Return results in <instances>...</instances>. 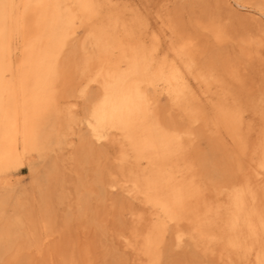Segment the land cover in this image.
Returning <instances> with one entry per match:
<instances>
[{
    "label": "bare ground",
    "instance_id": "obj_1",
    "mask_svg": "<svg viewBox=\"0 0 264 264\" xmlns=\"http://www.w3.org/2000/svg\"><path fill=\"white\" fill-rule=\"evenodd\" d=\"M182 1V5L180 3V6L174 7V13L170 15L171 21L179 26L181 33L187 30L185 21L188 18L184 21L183 17L186 8L193 9L198 6L201 12L199 11L200 15L192 14V24L189 21L193 27L191 28L193 29L192 34L188 33L187 35L190 36L180 37L179 56L175 54L173 58L167 52L159 54V46L162 44L160 37L145 27V18L142 14L134 20L126 19L116 5L111 6L107 11L103 10L102 0H0V20L6 17L10 20V24L2 25V21L0 22V166L3 169H9L23 164L22 158L26 152L33 150L42 152L49 142L54 140L55 137L49 139V136L55 132L53 129L55 130L57 127H55L57 120L64 117L61 116L62 104L59 98L62 94L67 95V93L71 97L74 88L72 87L71 90L70 87L66 88L65 81L67 82L71 72L75 71L74 68H79V65L83 63L84 68L79 72L87 85L84 86L83 91L81 90V94L84 93V100H82L84 118L90 134L79 137L80 144L74 149L71 158L78 163L83 158L85 159V156H88L89 159L94 151L100 160L93 181L85 183L83 181L87 177L82 178L83 186L87 192H81L79 197L81 205L78 204L80 205L78 209L80 217L91 219L96 227L94 228L97 232L96 236L94 235L95 239L92 238L93 246L102 249L103 257L98 259L95 255V258L97 260L104 258L103 263L105 264H115L117 259L118 261L123 260L122 252H119L120 257L111 247L112 243L107 241L106 218L102 216L107 212L104 208L107 202L104 203V201L108 197L105 198V189L107 188L101 184L105 181L101 177L105 161L102 160V156H105V151L102 148L103 145H99L104 134L101 133L100 128H103L106 123H110L120 132L124 144L132 153L128 157L126 154L121 155L120 168L123 169L125 162H129L133 157L127 171L130 175L129 180H133L135 193L144 195L146 205L159 209L158 219L154 223L152 231L146 235L142 246L143 252L148 257V264H169L170 261H172L170 263L176 264L178 260L182 261L184 257L181 258L177 254L176 256L180 259H176V256H173L174 242L179 244L184 241V238H188V241L194 238L184 233L180 226H170V223L180 222L184 219L195 225L200 237L209 238L208 242H204L206 243L204 250H212L217 243H220L221 254L226 255L230 264H235L234 257L242 264H250L248 256L252 255L256 249L254 264H264V201L263 203L261 201L260 209L258 205L249 204L246 197V190L250 191L255 187L264 192V180L260 181L259 174L253 166L245 169L237 160H234V155L228 150L225 139L219 134L223 129L232 139L235 148L245 153L250 144V133L252 131L260 133L259 141L253 149L259 155L258 165L264 167V0H213L214 7L208 0ZM78 20L84 29L82 34H78L77 31ZM30 29L36 30L33 33ZM31 32L33 36H31ZM14 33L21 39L20 54L16 58L13 54ZM230 40H233L240 48L241 56L246 59L247 64V67L242 70L239 69L240 64L237 65L236 72L230 71L235 67L228 68V75L232 81L230 78L228 80L226 77L218 75L215 72V66L212 65L219 52L224 58L233 54L230 51L235 50L236 47L231 49V46V50H228L227 42ZM80 49L86 53L82 61L77 59ZM198 54L208 58V62L197 69L195 65ZM235 56L236 54L234 58ZM241 60L243 59H237L238 63H241ZM223 63L222 61L220 65L223 66ZM227 63L229 64V62ZM229 65L227 66L229 67ZM14 67L17 68L16 71H12L15 69ZM183 67L193 75L197 81V88H192L186 82ZM7 70L12 71V81L6 80L4 73ZM160 81L164 84L161 90H159L158 84ZM211 82L217 83V89L214 92L211 87L209 88ZM161 94L166 95L168 102V105L163 107L159 103ZM208 110L211 111V114ZM89 114L92 116L89 117ZM91 118L96 120V124L92 123ZM206 125L213 127L207 135L210 143L207 149L200 150L194 146V143L197 142H195V138L205 132ZM184 134L195 151L193 157L198 163V168L191 171L190 181H179L178 179V181L172 182L173 177L166 169L167 161L171 158L172 146L175 143H177V150H184V143L181 140ZM92 157L90 159L95 156ZM53 158L40 154L39 162L34 164L31 186L37 191L36 197L33 198L36 199L35 202L38 205H36L37 207L32 204L30 206L36 209L28 211L29 205H24V199L21 198L23 201L18 199L20 202H24L21 207L27 208H25L29 218L27 227L23 226L24 223L20 219L18 222H14L15 219L13 220L10 216L12 224H10L11 222L5 223L6 228L0 225L3 229L0 231V264L4 263V253L7 252L4 248L14 245V248H17L15 251L19 253L16 264H56L55 261H51L54 249L59 252V255L61 253L62 258L58 264H75V261L80 264L82 262L79 260L80 257L77 258L79 253L76 252L77 255L73 256L72 250L65 249L64 246L65 242L67 244L68 241H73L75 232H72L71 235L68 232L70 237L73 236L71 240L67 233H61L60 242H57L56 247L42 250L43 256L34 263L29 261L28 251H23L29 246H35L40 250L39 237L43 234L41 228L48 236H51L49 232L53 234L55 231L56 220L53 219L54 213L51 209L53 207L49 205L51 202L48 191L51 183L58 182L60 173ZM141 160H146L144 163H147V167L141 166ZM72 164L74 166V163ZM76 167L78 171V166L76 165ZM237 169L244 170L246 180L243 188L236 186ZM74 170H76L75 167ZM78 173L80 174V172ZM252 175L257 178L254 186L250 184ZM196 177L200 179L202 186L213 187L217 195L223 189L228 192L229 203L226 205L225 219L219 208L216 211L217 217L224 219V226L218 234L213 232V222L204 224L206 216L199 214L192 204L193 198L198 199L201 192V188L195 181ZM70 182L72 183V181ZM65 183L67 184V182ZM19 184L21 185V183ZM104 185L106 186V184ZM66 188L65 190H67ZM91 190L97 193V200H93L97 201L98 205L94 210L90 208L87 194L91 195ZM17 191L10 190L3 193L1 191L0 208L7 200L11 203ZM29 193L25 191V194ZM256 193L254 192L251 198ZM63 194L60 195L61 198ZM68 195L72 196L73 194ZM129 197V201H127L129 207H127L133 211L134 202L130 195ZM29 198H32V195ZM117 198L120 197L117 196ZM109 199L107 200L109 201ZM111 199L113 200V197ZM120 199L114 203L115 207L111 206V209L114 208V212H112L115 215V220L112 216L111 218L115 221L117 228L119 226L117 231L121 235L122 231L119 230L121 226L123 227L121 211L125 210L123 209L125 205L123 206ZM18 207L20 209V205ZM15 208L17 209V207ZM18 211L20 213V215L17 213L18 216H21L20 210ZM36 214L40 215L39 219ZM132 214L135 215L134 212ZM12 215L17 216L16 214ZM69 215L66 222L68 227H70L71 218L73 216L77 218L75 213L72 217ZM24 216L26 217L25 214ZM26 219H23L25 223ZM66 223L64 222L63 225ZM92 223L90 222L89 225L91 226ZM167 234L170 235V238L167 237L168 240L165 239ZM109 241L111 240L109 239ZM112 242L114 243V241ZM197 242L194 241V246L198 244ZM113 246L115 245L113 244ZM77 247L79 246L75 248ZM91 248L93 251L98 250L94 247ZM181 248H177V250H181ZM10 250L8 251L10 252ZM98 256L100 257V255ZM193 256L196 258L198 255L193 254ZM100 262L102 264V261ZM179 263L181 264V262Z\"/></svg>",
    "mask_w": 264,
    "mask_h": 264
},
{
    "label": "rangeland",
    "instance_id": "obj_2",
    "mask_svg": "<svg viewBox=\"0 0 264 264\" xmlns=\"http://www.w3.org/2000/svg\"><path fill=\"white\" fill-rule=\"evenodd\" d=\"M16 1H20V0H16ZM109 1H111V3H109ZM120 1L119 0H102L103 6H104L103 10L107 11V9H109L111 6L116 5V7L119 10L122 11V13L124 14L125 18L129 19V20H134V18H138V15L142 14L143 17L145 18V23H144L145 27H147V29L150 32H154L155 34H157L160 37V40H161L162 44L159 46L160 47L159 48V54L167 52L173 58L175 57V54L178 55V53L180 51V47L178 46L180 37L184 38L185 36H190V35H187L188 33L192 34V31H193V29H191V28H193L191 26V24H192V20H191L192 19V14H195V13L199 14V11H200V8L198 6H195L194 7L195 9L194 8L193 9L186 8V10L184 11L183 17H184V21H185V19L188 18L185 21L186 26H187L185 28H187V30L184 33H181V31L179 29V26L175 25L171 21V16L170 15H172L174 13V9L177 6H180V3L182 5V2H183L182 0H126V1L120 0ZM208 1H209L210 5L212 7H214V5H215L214 1L213 0H208ZM147 5H148V7H147ZM124 7H125V9H124ZM196 7H198V8H196ZM194 11H196V12H194ZM190 13H191V16H190ZM198 14H197V16H198ZM188 16H190V17H188ZM1 21H2V25L5 24V23L6 24H10V20H8L7 17L4 18V19L2 18L0 20V22ZM189 21H191V24L189 23ZM77 23L79 24L78 26L76 25L78 34H82L84 32V29H83V27L80 26L81 23H80L79 20L77 21ZM189 28H190V30H188ZM32 29H34V28H32ZM35 30H31L30 29V31H33V33L35 32ZM33 33H32L31 36H33ZM13 38H14V40H13L14 41L13 42V47H14L13 54H14V58H16V56L20 54L21 39H20L19 36L15 35V33H14V37ZM19 42H20V44H19ZM229 42H231V43H229ZM229 42H227L228 45H229L228 46V50L231 48V46H232L231 49H233V48L235 49V47H236L235 50L237 51V53L238 52L239 53L237 54L235 50L232 51L230 49L231 50L230 52H233V54H230L229 56L224 58L219 52L217 56H220V57L216 56V58L218 60L215 58V61H214L215 64L213 62L212 65L215 66V68H216L215 72L218 75H220L221 77H224V78L226 77L228 80L230 78V81H232V78L229 77V75H228V73H229L227 71V70H229L228 68H230V66L232 68L235 67L233 70L230 68L231 69L230 71L236 72L237 69H238L239 64H240L239 69H241V70L244 67H247V64L245 62L246 59H244L241 56L242 54H241L240 48L234 43L233 40H230ZM79 53H80V55L77 56V59L79 61H82L84 59L86 53L83 52L81 49L79 50ZM81 54H83V55H81ZM235 54H236V56L234 58ZM237 55L243 59V60L240 61L241 63H238L237 59L240 60L241 58L240 59L237 58L238 57ZM178 56H177V59H178V63H179ZM81 57H82V59H81ZM229 57H230V60H229ZM78 60H77V64H78ZM222 61L225 63V64L223 63V66L220 65L222 63ZM206 62H208V58L198 54L197 57H196L195 68L198 69L199 67H201L202 64H206ZM227 62H229L230 65ZM235 63H237V64H235ZM227 65H229V67ZM79 66L81 68L80 67L79 68L77 67V69L74 68L75 71L73 70V72H71V75H70L69 79L67 80L68 83L65 81V83H66L65 87L66 88L70 87L69 89L71 90V88L74 87L73 90H72L73 93H71V97H69L70 94L67 93V95L62 94V96H60V98H59V101L62 104V106H61L62 107L61 108L62 109L61 116L62 117L64 116L63 117L64 119L62 118L63 120L62 119L61 120H57L58 122H56V124H55V127L57 126L56 127L57 130H56L55 127H53V128H55V130L53 129V131H55V132L53 133V135L49 136V139H51V138L53 139L55 137L54 140L49 142V145L42 152H39L37 150H33L31 152H26L24 154L23 158H22L23 164L11 167L9 169H3V167L0 166V181H1L0 182V197L2 196L1 191L3 193L4 191H10L11 190V191L14 192V191L18 190L16 192V195H14V200L12 199L11 203L7 200V202H4V204H2V206L0 208V216H1L0 217V225L4 226L5 228L7 226V225H5V223H8V222H11L10 224L13 223V221L10 220L11 218L13 220L15 219L14 222L15 221L18 222L19 221L18 219H20L22 221V223H24L23 226H25V227H27V224H29V218H28V216H27V214L25 212L26 211L25 210L26 207H24V208L21 207V205H23L24 202H20L19 201L21 198L24 199V201H25L24 205L25 204L29 205L30 208L29 207H28L29 209L26 208L28 211H30L31 209H33V210L36 209L35 207L33 208V206L38 205L35 202L36 199L33 198V197H36L35 193H37V191L31 185H32V181H33V179H32V177H33L32 176L33 175L32 174L33 173V167H34V164L39 162L40 154H42V156L49 155V156L54 157L53 159L55 161V164H56V166H58V170H59V173H60L59 174V178H58V182L51 183L50 186H49L50 187L49 191H48L49 201L51 202V203H49V205L50 206L52 205L51 207H53V208H51V207H49V208H51L53 210V213H54L53 214L54 215L53 219L56 220V222H55L56 224L54 225V228H55L54 230L55 231H54V233L52 232L53 234H51V232H49L51 236H48L47 233H45L43 231V229L41 228V232L43 233L39 237L40 250L41 251L35 246H29V248L23 250V251H26V252L28 251L27 254H28V257H29V261L32 262V263H34L35 261H37V259H40V257L43 256V254H41L42 250L45 251L47 248L56 247V245L58 244L57 242H60V239H61V237H60L61 235L60 234L61 233L65 232V233H67L68 237H70L69 233L71 235L72 232H75L74 233L75 235L73 234L74 237L72 236L74 238L73 241L71 240L72 237H70V239H69L71 241H68L70 243L71 242H73V243H71V245L68 242H67V244H66V242L64 243L65 249L67 248L70 251L72 250L73 256H75L76 252H77V254L79 253L78 257L77 256L76 257L78 259L80 257L79 260L80 261L82 260V262H81L82 264H96V263L97 264H101L100 261H102V264H105V263H103L104 262V260H103L104 258L102 260H97V258H95V255L98 257V259L103 257V254L101 253L102 249L100 247L98 248L95 245L93 246V240L95 239V236H96L95 233H97L96 230L94 229L96 227H95V225H93L91 219L88 220V218L84 217L85 219L88 220L87 221L84 218L80 217L79 210H78L80 205H81V200L79 199L80 194H81V192H87L86 188L83 186V184H84L83 182L86 183V182H89V181H93L92 179H94V176L97 173L98 163H100V160L98 159L97 155L94 154L95 153L94 151H92V155L89 156V159L92 156L93 157L95 156L94 158L92 157L94 160L93 159L89 160L88 156L87 157L85 156V159L83 158L78 163H76L75 160H73L71 158V154L74 152V149L80 144L79 137H81V135L85 136V135H89L90 134L89 133V128L85 124V118H84V114H85L84 111H83L84 110L83 109L84 108V103L82 101V100H84V97H83L84 93H83V95L81 94L82 91L85 89L87 84H86L85 79H83L81 77V74L79 72L80 69L83 70L84 65L82 63ZM123 67H125V64H123ZM16 69L17 68L12 69V71H16ZM12 71L7 70L4 73V75L6 77V80L7 79L10 80V81L13 80ZM183 73H184L183 75H184V78L186 79V82L192 88H197V81L194 79L193 75L190 72H187L185 67H183ZM76 83H78V84H76ZM74 84H76V85H74ZM158 84H159V90H161V88H162V86L164 84L161 81ZM216 84L217 83H215V82H211L210 83L209 88L211 87V89L213 90L212 92H214L217 89L216 88ZM238 84H240V83H238ZM95 86L97 87V84H95ZM159 101H160L159 103H160L161 107L168 105L167 97L164 94L163 95L162 94L159 95ZM78 110H79V112H78ZM70 112H72V114H70ZM208 112H209V114H211L210 110H208ZM90 114H91V112H90ZM90 114H89V117L92 116V115L90 116ZM246 115H248V114H246ZM81 119H83V120H81ZM91 120H92V123L96 124V120L95 119L91 118ZM61 125H62V127H61ZM64 125H66V126H64ZM72 126H74V127H72ZM84 126H86V127H84ZM211 128L213 129L212 126L210 127L208 125L206 127V129L209 132H207L206 129H204L205 132L203 131L204 132L203 134L197 136L195 138L196 140L194 139L195 142L197 141L196 143H194V146L198 147L200 150H204V149L208 148L210 141H209V136H207V135L211 132ZM100 129H101V133H104V134H103V138L101 139V144L99 143V145L100 146H102V145L104 146V147L102 146V148L105 151L104 152L105 156H102V160L103 161L105 160L104 161V165L106 164V166L103 165V170H102L103 174H101V177L104 178L105 181H103V183L101 182V184L105 188H107V189H105V191H106L105 192V198L108 197L107 199L110 198L109 201L110 202L112 201L110 203L107 199H105L104 203L107 202V205L105 204L106 207H104V208H105V211L107 210V212L105 213V215H102V216H105V218H106L105 219V221H106L105 225H106V228L108 229L107 233H106L107 241H108V243H110V242L112 243V246H111V244H110V246L116 251V254H119V252H122L121 253L122 257H121V254H119V255H120V257L123 260H121L119 258L121 261H118V259H117V263L118 264H124V263L125 264H148V257L143 252L142 246H143V242L145 240L146 235L152 231V227L154 226V223L158 219L159 209L157 207H152V206L146 205V202L144 200V195L141 194V193H137V194L135 193L133 180L132 181L129 180V176L130 175L128 174L129 172L127 171L129 169V167L131 166V163H129V162H132V158L133 157L130 158L129 162H125V165H124L123 169L120 168V166H119L120 160L119 159H120L121 155L122 154H126L127 157L132 155L131 150H129L127 145L124 144V142H123V140L121 138L120 132H118L117 129H115V127L112 126L110 123H106L105 126L103 128H100ZM74 130H75V133H74ZM222 130H221V132H219V134L225 139V141L227 143L228 150H230L232 152V154L234 155V158H235L234 160L235 161L237 160V162H239V164L244 166L245 169L246 168L249 169L251 166H253L255 168V170L259 174L260 181L264 180V167L258 165L259 155L253 149L254 145L259 141L258 137L260 138V135H259L260 133H257L256 131H252L250 133V136H249L250 144H249L248 149L244 153V152H241L240 150L235 148L232 139L225 133L224 130L222 132ZM51 131H52V129H51ZM205 136H207V137H205ZM47 138H45V139H47ZM181 138H182L181 140L184 143V148H183L184 150H182V151L181 150H177L176 149L177 143H175V145L172 146L173 147V151H172V153L170 155L171 158L168 159V161H167L166 169L169 172V174L172 175V177H173V181L172 182H176V181H178V179H179V181H182V180L190 181L191 176H192L191 175V171H193V169L196 170L198 168L197 167L198 163H197L196 160H194V157H193V152H195V151H194L192 145L188 143V139L185 136V134ZM103 143H105V144H103ZM53 153L56 154V155H54ZM108 153H109V155H107ZM56 156H58V157H56ZM144 162H146V160H141V166L143 168L147 167V163H144ZM72 163H74V166H73ZM81 163H83V164H81ZM76 165L78 166V171H77ZM82 165H84V166H82ZM74 167H75L76 170H74ZM106 167L107 168L109 167V168L107 169ZM79 168H81V169H79ZM105 169H107V170H105ZM119 169H121V170H119ZM69 170H71L74 173H72ZM104 171H106V172H104ZM78 172H80V174ZM108 173L109 174L111 173L113 176L111 174L109 176ZM81 174H84V175H81ZM102 175L105 176V177H103ZM1 177H3V178H1ZM82 178L83 179L86 178L85 181H83ZM102 178H101V180H102ZM78 180H80V181H78ZM245 180H246V178H245L244 170L243 169H239V170L237 169L236 170V177H235L236 186H238L239 188H243V186H245ZM256 180H257V178L254 175H252L251 178H250V184L254 186ZM63 181L67 182V184L65 182H63ZM70 181H72V183ZM112 181H113V183H112ZM195 181L197 182L198 186L201 188V192H200V195H199L198 199L197 198H195V199L193 198V200H192L193 201L192 204L194 205V209L199 214L206 216L204 224H209V223L213 222V226H212L213 227V232L215 234H218L220 229L224 226L223 223H224L225 215H226V212H227L226 205H228V203H229V198H228V194H227L228 192L226 191V189L225 190L223 189V190H220L218 192V195H217L216 192L213 190V187H209L208 188L206 186H202L203 184L201 183V181H200V179L198 177L195 178ZM19 183H21V185ZM5 184H7V185H5ZM60 184H62V185H60ZM104 184H106V186ZM62 186H63V188H62ZM113 186H114V188H113ZM25 187H26L27 190L25 189ZM6 188H8V189L6 190ZM65 188L67 190H65ZM70 188H71V191H70ZM82 188L84 189V191H83ZM2 189H5V190H2ZM24 189H25V191L27 193H29L30 192L29 190H31L32 191V192H30L31 194L30 193L29 194H25ZM63 189H64V191H63ZM118 189H119V192H118ZM143 190H145V189H143ZM91 191H92L91 195L89 193H87V194H88V197H89L90 208H93V210H94V209H96V207L98 205L97 201H95V200H97L96 199L97 198V193H94L93 190H91ZM254 192H257V193H256L255 196H253V198H251L252 195H254ZM63 193H66V194H63ZM263 193L264 192H262V189L259 190V188H256V187L254 189H251L250 191L246 190V197H247L248 203L249 204H255L256 206L258 205L260 207V209H261L262 203L264 201ZM51 194H53V195H51ZM62 194H63V197H62L63 199L61 198ZM68 194H71V195L73 194V195L69 196ZM108 194H110L111 196L108 195ZM31 195H32V198H29V196L31 197ZM129 195L131 196L132 202H134L133 211L128 209V207H129L128 203L129 202H127V201H129L128 200ZM219 195H221V196H219ZM117 196L122 198L123 200H121L120 198H117ZM52 197H53V199H52ZM112 197H113V200L116 198L114 200V202L111 199ZM27 198H28L29 203H27L28 202ZM59 198H61V199H59ZM64 198H65V200H64ZM29 199H31V200H29ZM93 199H95V200H93ZM118 199H120V201L123 203V206L124 205L126 207L128 206L127 208L124 206L123 209H125V210H122L123 212L121 211V214H122L121 216H122V219H123V227L121 226V228L119 229V230H121L123 232L122 233L120 231L121 235L117 231L119 226L117 228V225L114 223L115 222L114 221L115 220L114 219L115 215L113 213L114 212V208L113 207H115V205H116L114 203L119 201ZM10 201H11V198H10ZM261 201H262V203H261ZM14 202H15V204H14L15 206L13 205ZM31 204L33 206H30ZM78 204H80V205H78ZM19 205H20V209L18 207ZM28 205H26V206H28ZM112 205H113V207H112L113 209H111ZM15 207H17V209L20 210L21 216H18V214L20 215V213ZM218 208L220 209L219 211L222 214V216L224 217V219H221V218L217 217L216 211L218 210ZM73 212L75 213V216L78 219L74 218V216H73L74 213ZM133 212L135 213V215L132 214ZM5 214H6V216H5ZM12 214H16L17 216L12 215ZM24 214L26 215V217L24 216ZM69 214H71V215H69ZM89 214H91V213H89ZM68 215H69V217L73 216L71 218V224H70V227H72V228L68 227V225L66 223L67 219H68ZM39 216L36 214V217L38 219L40 218ZM111 216H112V218L114 220L111 218ZM55 217H57V218H55ZM64 217L66 218V220H64L65 219ZM25 218L28 219V220L26 219V223H25V220L23 221V219H25ZM81 218H82V220H81ZM107 219H109L108 222H107ZM64 222L66 223L65 225H63ZM72 222H73L74 226H73ZM90 222L92 223L91 224L92 227L89 225ZM133 222H134V224H133ZM1 226H0V229H1L0 231H3ZM124 226H125V228H124ZM170 226H175V227L176 226H178V227L180 226L184 233H186L190 237L194 238L193 240L189 239V241L187 240L188 238H184L183 239L184 241L179 243V244H175V242H174V246H172V253L174 254L173 256L175 257L178 254L179 257H181V258L184 257L185 258V260L183 258L182 261L178 260V262L176 264H180L179 262H181V264H183L184 262L186 264H188V263L189 264H194V263L195 264H230V262L228 261V258L226 257V255L225 254L224 255L221 254V244L220 243H217L213 247L212 250L211 249L210 250L209 249L208 250H204V248L206 246L205 245L206 243H204V242H208L209 238L208 237H206V238L200 237L199 234H198L197 228H195V225L193 223H191V221L184 219V220H181L180 222H171ZM71 230H73V231H71ZM112 230H114V231H112ZM124 231H125V233H124ZM108 232H109V234H108ZM115 232H117L118 235ZM132 234H134V235H132ZM56 236H57V238H55ZM167 237L170 238V235L169 234L165 235V239L166 240H168ZM92 238H93V240H92ZM58 239H59V241H58ZM109 239L111 241H109ZM195 240L198 241L197 242L198 244L196 246H194V241ZM112 241H114V243ZM186 241H187V243H186ZM42 242H44V243H42ZM46 243H47V245H46ZM86 243H88V244H86ZM126 243H128V244L126 245ZM113 244L115 246H113ZM192 244H193V247H192ZM202 244L204 245V247H202L203 246ZM89 245H91L90 248L94 247L95 249H98V250H96V251L94 250L93 251V248H91V250H90ZM14 246L13 247L4 248L5 250H7V252L5 251V253H4V256L6 258L4 257V260H3L4 263L3 264H16L17 263V261L19 259V253L15 251V250H17V248L15 249ZM76 246H79V247L75 248ZM126 247H128V248H126ZM181 247H183V248H181ZM215 247H216L217 250L215 249ZM177 248L178 249L181 248V250H177ZM196 248H198V249H196ZM8 250H10V252ZM80 250H81V254H80ZM131 250H132L133 253L131 252ZM55 251L56 250L54 249L53 250V257L51 258V261H55L56 264H58L61 261L62 257H61V253L59 255V252H57V251L55 252ZM8 252L10 253V255H12V254L13 255L10 256ZM174 252H177V253H174ZM255 252H256V249L252 252V255L248 256V258H249L248 260L250 261V264L251 263L254 264V262L256 261ZM0 253H1V251H0ZM90 254H92V255H90ZM181 254L183 256H180ZM193 254L194 255L196 254L198 256L195 258V256H193ZM98 255H100V257ZM119 255H117V257H119ZM55 256L56 257L58 256L59 260H57L58 258H56ZM187 256H189V258H187ZM82 257H83V259H82ZM179 257L176 256L175 258L178 259ZM94 259H96V260H94ZM234 259H236L235 260V264H242V262L237 260L236 257H234ZM75 262H76L75 264H78L77 261H75ZM170 262H172V261H170ZM170 262H169V264H172ZM173 262H175V261H173ZM196 262H199V263H196ZM117 263L115 262V264H117Z\"/></svg>",
    "mask_w": 264,
    "mask_h": 264
}]
</instances>
